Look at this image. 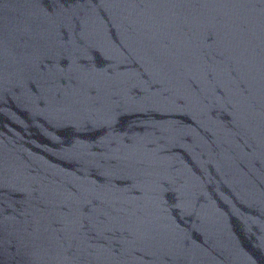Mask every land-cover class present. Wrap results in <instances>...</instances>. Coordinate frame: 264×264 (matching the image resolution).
Wrapping results in <instances>:
<instances>
[{
	"label": "water",
	"instance_id": "95a60500",
	"mask_svg": "<svg viewBox=\"0 0 264 264\" xmlns=\"http://www.w3.org/2000/svg\"><path fill=\"white\" fill-rule=\"evenodd\" d=\"M0 264H264V0H0Z\"/></svg>",
	"mask_w": 264,
	"mask_h": 264
}]
</instances>
